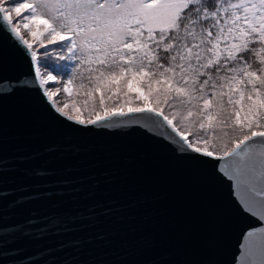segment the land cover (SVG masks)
<instances>
[{
  "label": "snow or ice",
  "instance_id": "obj_1",
  "mask_svg": "<svg viewBox=\"0 0 264 264\" xmlns=\"http://www.w3.org/2000/svg\"><path fill=\"white\" fill-rule=\"evenodd\" d=\"M4 41L28 72L0 97L35 92L76 132L132 124L210 167L239 223L231 259L198 264H264V0H0Z\"/></svg>",
  "mask_w": 264,
  "mask_h": 264
},
{
  "label": "water",
  "instance_id": "obj_2",
  "mask_svg": "<svg viewBox=\"0 0 264 264\" xmlns=\"http://www.w3.org/2000/svg\"><path fill=\"white\" fill-rule=\"evenodd\" d=\"M28 72L0 45V80ZM131 119V118H125ZM76 132L35 92L0 97V264L228 261L239 221L210 167L177 161L136 126Z\"/></svg>",
  "mask_w": 264,
  "mask_h": 264
}]
</instances>
